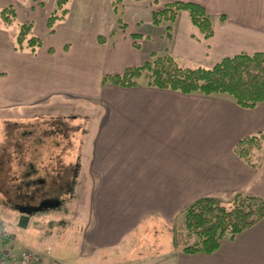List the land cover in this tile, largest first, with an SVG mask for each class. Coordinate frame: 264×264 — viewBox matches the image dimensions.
Segmentation results:
<instances>
[{
	"label": "crops",
	"instance_id": "1",
	"mask_svg": "<svg viewBox=\"0 0 264 264\" xmlns=\"http://www.w3.org/2000/svg\"><path fill=\"white\" fill-rule=\"evenodd\" d=\"M175 1L202 6L214 36L205 40L180 11L167 39L166 24L153 25L152 15ZM112 3L68 0L67 15L50 31L56 0H0V12L12 7L16 14L12 25L0 24V125L20 110L87 109L79 116L86 121L85 142L65 149L67 171L58 175L84 184L80 226L65 256L59 254L65 242L31 248L41 264H92L98 255L103 264L115 257L128 263L141 256L134 247L146 223L155 232L170 230L185 207L204 197L240 193L264 200V149L258 168L234 153L240 140L264 133V102L244 109L226 96L181 94L141 79L132 88L102 84L153 55L211 69L224 58L264 53V0H120L118 14ZM28 24L41 41L35 52L15 49L19 26ZM181 249H170L169 264H264V218L223 239L213 254Z\"/></svg>",
	"mask_w": 264,
	"mask_h": 264
},
{
	"label": "trees",
	"instance_id": "2",
	"mask_svg": "<svg viewBox=\"0 0 264 264\" xmlns=\"http://www.w3.org/2000/svg\"><path fill=\"white\" fill-rule=\"evenodd\" d=\"M67 3L68 0H56L55 10L47 21L50 31L53 30L57 20H63L67 15V9L64 8ZM119 4L120 0H113L112 8L115 14H118ZM180 11L188 13L193 26L205 40H210L214 36L211 18L204 8L190 2L175 1L166 4L161 11L153 13L152 24L156 26L166 24L167 39H170L171 25ZM15 19L16 14L12 7L0 12L2 25H12ZM132 38L137 39L138 36ZM104 41L100 39V42ZM40 46V39L32 34L31 24L20 25L15 39V49L35 52ZM134 47L139 46L134 43ZM140 79L147 80L146 85L149 87L186 95L226 96L240 108L251 109L264 102V53L239 54L224 58L211 69L183 66L170 55H153L150 61L139 67L128 68L120 75L103 77L102 84L109 83L121 88H132L138 85ZM9 137L7 136L5 148L0 149V177L3 176L0 182L1 190L5 187L7 180L13 185L15 183L13 176L8 178L13 161L9 150ZM263 149L264 133H260L240 140L234 148V153L250 167L258 168L261 162L258 153ZM16 150L22 151L20 146H16ZM36 176L35 166L31 163L24 164L18 186L6 187L2 193L16 207L34 208L50 198L46 182L37 179ZM53 178L55 180L52 183L53 189H60L58 182H62L61 186L67 188L71 186V183L65 181L62 176ZM10 188L14 190V193H10ZM50 189L52 190L51 186ZM181 216L184 234L177 247H181L184 254L210 255L218 250L223 239H232L264 218V200L240 193L233 195L228 201L204 197L185 207Z\"/></svg>",
	"mask_w": 264,
	"mask_h": 264
},
{
	"label": "rangeland",
	"instance_id": "3",
	"mask_svg": "<svg viewBox=\"0 0 264 264\" xmlns=\"http://www.w3.org/2000/svg\"><path fill=\"white\" fill-rule=\"evenodd\" d=\"M141 81L147 83L145 79H141ZM86 110L81 105L72 106L71 104L20 110L14 114L15 118L12 121L3 122L0 125V149L1 147L5 148L7 136H10L9 150L12 153L13 161L11 169L9 168L8 178L13 176L14 185L18 186L21 181L23 165L32 161L37 170L36 178L44 180L46 189L50 191V198L47 201L30 209L32 220L29 227L21 229L15 222L22 214L23 208L13 205L2 193L6 187L14 186L13 183H9L7 180L3 190L0 188V227L10 232L9 225H11V229L15 232L13 235L18 248L36 247L44 250L47 246H55L54 243L65 242L67 246L61 245L59 254L65 256L70 251L71 245L67 241L76 234L80 226L77 219L80 215L79 206L83 201L84 184L74 183L67 188L61 186L62 182H58L60 189H53L54 184L52 183L55 181L53 177L58 176L61 171L65 173L67 171L62 166V160L69 155V151L65 149L74 144L85 142L86 121L79 116ZM57 144L58 147L55 149L54 146ZM16 146L21 147V153L17 152ZM2 177H0V182ZM50 186L55 192H51ZM10 193H14L12 188H10ZM231 197L222 200L228 201ZM10 220H15V222L11 221L10 223ZM173 224L169 225L170 230L165 231L163 227L161 231L157 232L147 228V223L142 225L134 247L135 251L141 253V256L137 253L139 257L136 256L135 260L128 263L115 257L114 261L111 260L106 264H169L170 249L177 247L183 239L182 216H179ZM155 257L157 258L155 259ZM62 260L65 261V258ZM92 264H103L100 255L92 260Z\"/></svg>",
	"mask_w": 264,
	"mask_h": 264
},
{
	"label": "built area",
	"instance_id": "4",
	"mask_svg": "<svg viewBox=\"0 0 264 264\" xmlns=\"http://www.w3.org/2000/svg\"><path fill=\"white\" fill-rule=\"evenodd\" d=\"M42 256L28 248H18L15 238L0 227V264H41Z\"/></svg>",
	"mask_w": 264,
	"mask_h": 264
},
{
	"label": "water",
	"instance_id": "5",
	"mask_svg": "<svg viewBox=\"0 0 264 264\" xmlns=\"http://www.w3.org/2000/svg\"><path fill=\"white\" fill-rule=\"evenodd\" d=\"M31 210L28 208H24L22 210V214L19 216L18 219V227L21 229H25L27 227V223L29 221V218L31 216Z\"/></svg>",
	"mask_w": 264,
	"mask_h": 264
}]
</instances>
